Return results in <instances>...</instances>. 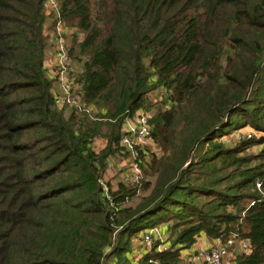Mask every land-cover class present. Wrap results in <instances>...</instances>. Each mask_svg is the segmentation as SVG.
<instances>
[{"label": "trees", "instance_id": "1", "mask_svg": "<svg viewBox=\"0 0 264 264\" xmlns=\"http://www.w3.org/2000/svg\"><path fill=\"white\" fill-rule=\"evenodd\" d=\"M141 111L161 154L113 189ZM203 236L264 264V0H0V264H182Z\"/></svg>", "mask_w": 264, "mask_h": 264}, {"label": "built area", "instance_id": "2", "mask_svg": "<svg viewBox=\"0 0 264 264\" xmlns=\"http://www.w3.org/2000/svg\"><path fill=\"white\" fill-rule=\"evenodd\" d=\"M57 50L59 51L57 56L66 60L67 51L62 41L58 43ZM67 65L66 68L62 66L60 70H56V74L61 78L63 92V96L57 103L60 106L67 105L73 107L80 103L81 96L74 92L72 83L66 78ZM150 119L151 115L149 112L141 111L133 120L126 122L125 133L120 144L124 152L129 153V159L126 162L127 164L124 165V172L121 177V181L127 186H135L143 178V157L146 155L149 145L153 143ZM154 238L160 240L162 243L157 251L160 253L169 251L170 243L167 242L166 237L158 229L149 230L143 235L144 246L152 248ZM241 247L243 253H250V244L248 242L241 241ZM181 255L184 264H226L230 257V252L227 245L216 241L211 247L202 249L193 247L181 252Z\"/></svg>", "mask_w": 264, "mask_h": 264}, {"label": "rangeland", "instance_id": "3", "mask_svg": "<svg viewBox=\"0 0 264 264\" xmlns=\"http://www.w3.org/2000/svg\"><path fill=\"white\" fill-rule=\"evenodd\" d=\"M66 35L67 36H71L69 39L71 40L73 37V30H69V29H65ZM68 44L70 45V41H68ZM53 50L49 51V55H48V61H47V66H48V71H49V76L52 77L54 74L53 72H56V70H60V68L62 66H64L66 68L67 62L64 58L61 57H53L52 55ZM81 71L80 66L75 65L74 66L72 64H68L67 65V72L71 75L72 72L75 73L76 71ZM54 77V76H53ZM56 87V92H58V94H60V86L58 84V82L55 84ZM62 92V91H61ZM158 94V92L156 91L155 93L152 94V97H156ZM160 95L162 96L163 93L161 92ZM150 115L152 116L151 111H149ZM244 134L245 133H251L250 130L248 129H244ZM98 147H100V145H98ZM146 155L143 157V162L145 167L147 166V163L150 162L152 154H157L160 155L161 154V150H159L156 145L154 143H151L149 145V148L146 151ZM127 158V157H126ZM129 157L127 159H122L120 160L119 158L113 159L111 160V162H113L112 166L109 169V171L106 173V175H104V180L105 182H110L113 186V189L117 188V185H119V182H121L122 180V174L124 172V165H126L127 161H128ZM143 165V166H144ZM108 180V181H107ZM151 181V179H149ZM164 229H160V233L161 234H165L164 237L168 236V232L166 231L165 227H163ZM144 232V231H143ZM137 241H135L134 243H136ZM213 241H211L209 238L207 237H202L201 239H199L198 243L196 244V248H205V247H211L213 245ZM227 247L229 248V252H230V257L227 260L226 264H236V257L238 254L243 253L242 252V247H241V241H230L228 244H226ZM139 248V245L136 247ZM182 264H184L183 260H182Z\"/></svg>", "mask_w": 264, "mask_h": 264}, {"label": "crops", "instance_id": "4", "mask_svg": "<svg viewBox=\"0 0 264 264\" xmlns=\"http://www.w3.org/2000/svg\"><path fill=\"white\" fill-rule=\"evenodd\" d=\"M100 146H102V145H100ZM116 158H119L120 160H122L124 157H114L113 159H116ZM113 159H111V160H113ZM125 159V158H124ZM111 160L109 161V163H108V167H107V170H106V172H105V175H106V173L109 171V169L112 167L113 168V166H112V164H113V162H111ZM112 163V164H111ZM108 181V180H107ZM196 246V245H195Z\"/></svg>", "mask_w": 264, "mask_h": 264}]
</instances>
